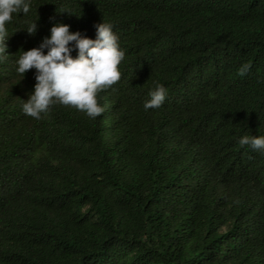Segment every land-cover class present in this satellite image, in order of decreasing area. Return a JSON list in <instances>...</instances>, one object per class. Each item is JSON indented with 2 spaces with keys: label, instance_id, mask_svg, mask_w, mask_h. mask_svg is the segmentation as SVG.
Instances as JSON below:
<instances>
[{
  "label": "trees",
  "instance_id": "trees-1",
  "mask_svg": "<svg viewBox=\"0 0 264 264\" xmlns=\"http://www.w3.org/2000/svg\"><path fill=\"white\" fill-rule=\"evenodd\" d=\"M28 2L0 61V264H264V150L239 145L264 137V0ZM101 22L125 53L103 113L26 115L22 51Z\"/></svg>",
  "mask_w": 264,
  "mask_h": 264
},
{
  "label": "clouds",
  "instance_id": "clouds-1",
  "mask_svg": "<svg viewBox=\"0 0 264 264\" xmlns=\"http://www.w3.org/2000/svg\"><path fill=\"white\" fill-rule=\"evenodd\" d=\"M30 10L28 0H0V61L6 58V40L10 37L6 24L14 13ZM36 21V20H35ZM30 23L26 31L32 35L37 24ZM96 27V38L82 36L79 31L70 32L69 25L55 23L50 29V36L43 38L39 47L22 51L19 57L18 73L36 69L34 90L22 105L24 113L40 119L41 113L47 112L56 103L74 107L95 118L101 115L104 108L98 103L97 94L112 87L121 78L119 65L125 53L121 50L118 37L113 32V25L101 22ZM74 42L77 55L70 54ZM47 48L45 54L42 50ZM250 63L239 69V75L250 71ZM167 90L159 82L149 93L150 99L144 108H159L166 97ZM239 145H250L254 150H264V137L243 136Z\"/></svg>",
  "mask_w": 264,
  "mask_h": 264
}]
</instances>
